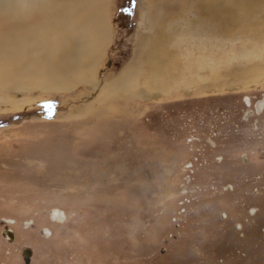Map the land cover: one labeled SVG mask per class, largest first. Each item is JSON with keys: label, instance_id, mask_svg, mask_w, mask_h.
I'll use <instances>...</instances> for the list:
<instances>
[{"label": "rangeland", "instance_id": "rangeland-1", "mask_svg": "<svg viewBox=\"0 0 264 264\" xmlns=\"http://www.w3.org/2000/svg\"><path fill=\"white\" fill-rule=\"evenodd\" d=\"M194 1L152 8L179 67L167 94L141 65L127 77L146 98L85 83L0 93V264H24L25 248L29 264H264V0H224L222 41ZM146 4L111 0L100 79H124ZM220 46L222 78L206 80Z\"/></svg>", "mask_w": 264, "mask_h": 264}, {"label": "bare ground", "instance_id": "bare-ground-1", "mask_svg": "<svg viewBox=\"0 0 264 264\" xmlns=\"http://www.w3.org/2000/svg\"><path fill=\"white\" fill-rule=\"evenodd\" d=\"M143 1L148 4L147 16L150 23L144 33L137 35L134 59L123 68L122 75L125 77L122 79L121 75L119 78L122 81L119 82L117 78L111 77L100 79L98 73L100 60L111 38V30L107 25L111 0H0V93L5 92L7 96L12 94L13 90L66 91L72 90L79 83H85L84 85H90L99 91L101 97L104 93V97H107L117 88L123 94L129 90L132 93L130 97L135 94L140 98H146L147 95H139L140 91L134 89V85L127 77V72L135 65H138L139 68L140 65L147 68L144 80L149 81V89L158 87L161 94L169 93L174 87L168 84L165 78L172 72H176L175 69L177 70L179 67L178 65L174 66L171 58L168 59V55H165L168 50L163 52L157 40L164 39L163 36L166 33L161 36L162 29H157V25H153L151 21L153 19L151 12L153 5H156V0ZM157 1L160 6L156 5V7H161L160 9L166 12L170 10L171 6L176 7L178 1L182 0ZM193 9H198L204 19L214 23L209 27L208 35L205 36H217L216 38L222 41L230 34L225 28L228 14L224 0H195ZM160 16H163L160 18V22L163 23L165 20L163 13H160ZM205 28L206 26H202L201 30L204 31ZM151 30L156 35H151ZM202 33L204 35V32ZM166 37L168 36L166 35ZM220 49L221 46L216 50V53L215 49L205 51L209 58V61H205L208 75H211V77H206V80L222 78L221 72L225 68L224 66L219 67L223 68L220 71L217 65L220 64V59L226 61V57L222 54L224 49L222 51ZM217 53L218 57H215ZM219 53L221 54L219 55ZM166 54L170 55V53ZM206 59L204 58V60ZM213 59L214 63H212ZM196 62L197 60L193 65L191 61H187V65L191 68V75L197 74L195 72ZM173 67H175L174 71ZM203 79L205 80L204 77L198 75L196 83L201 82L200 86L203 85L205 83V81L202 83ZM189 80L190 78L187 81L191 84ZM210 89L208 87V90ZM6 96L0 95V102L2 101L3 104L7 99ZM58 212L56 213L57 218L61 216V213Z\"/></svg>", "mask_w": 264, "mask_h": 264}, {"label": "water", "instance_id": "water-1", "mask_svg": "<svg viewBox=\"0 0 264 264\" xmlns=\"http://www.w3.org/2000/svg\"><path fill=\"white\" fill-rule=\"evenodd\" d=\"M29 255H30V250L27 248L23 249V256L25 257V261H28L27 259Z\"/></svg>", "mask_w": 264, "mask_h": 264}, {"label": "flooded vegetation", "instance_id": "flooded-vegetation-1", "mask_svg": "<svg viewBox=\"0 0 264 264\" xmlns=\"http://www.w3.org/2000/svg\"><path fill=\"white\" fill-rule=\"evenodd\" d=\"M254 209H252V211H253ZM240 226V225H239ZM22 255H23V250H22ZM30 255H31V252H30ZM30 255H29V257H30ZM29 257H28V261H25V257L23 256V261H24V264H29Z\"/></svg>", "mask_w": 264, "mask_h": 264}]
</instances>
